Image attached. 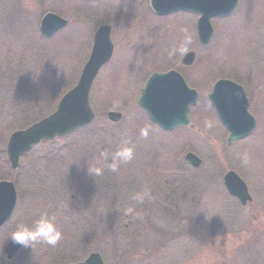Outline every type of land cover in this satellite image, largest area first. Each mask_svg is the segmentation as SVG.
Masks as SVG:
<instances>
[{
    "label": "rangeland",
    "instance_id": "obj_1",
    "mask_svg": "<svg viewBox=\"0 0 264 264\" xmlns=\"http://www.w3.org/2000/svg\"><path fill=\"white\" fill-rule=\"evenodd\" d=\"M46 12L68 20L51 36L40 30ZM199 15H156L149 0H0V178L16 184L18 202L0 229V264H65L97 251L104 264H264V0H240L231 14L211 20L213 36L199 42ZM111 25V60L90 92L96 117L88 126L44 141L12 170L10 135L52 114L88 60L96 29ZM192 37L182 43V35ZM196 53L191 66L182 63ZM174 69L199 93L193 127L164 130L138 104L153 72ZM220 78L244 87L255 130L227 144L228 129L208 93ZM122 112L110 122L107 112ZM210 122L213 127L205 128ZM151 128L143 139L141 127ZM127 139L134 157L116 173L88 174ZM202 159L194 167L185 157ZM246 158L247 163H242ZM247 183L246 206L224 186L227 171ZM148 191L138 203L132 197ZM47 211L62 239L53 248L22 246L12 261L4 248L15 224Z\"/></svg>",
    "mask_w": 264,
    "mask_h": 264
},
{
    "label": "water",
    "instance_id": "obj_2",
    "mask_svg": "<svg viewBox=\"0 0 264 264\" xmlns=\"http://www.w3.org/2000/svg\"><path fill=\"white\" fill-rule=\"evenodd\" d=\"M150 2L153 11L159 15L178 10L200 13L197 29L199 41L203 45L209 43L214 32L211 19L232 13L239 4V0H150ZM67 22L57 14L48 13L42 20L41 30L45 35H52ZM110 34L109 25L101 26L97 30L92 53L78 83L63 95L55 112L26 129L12 133L7 145L12 168L16 169L21 155L31 151L42 140H53L58 136L67 135L93 121L95 112L90 105V91L99 70L112 57L113 43ZM195 59L196 53L189 51L183 56L182 62L185 65H192ZM208 97L229 131L228 145L245 138L254 130L256 120L248 110L249 100L240 84L226 78L219 79ZM197 98L198 92L188 85L183 75L176 70H170L150 75L141 90L139 105L152 122L171 130L180 126H192L190 108L196 103ZM108 117L117 122L121 119L122 113L109 111ZM186 158L196 167L202 162L193 152H188ZM224 184L228 192L242 205H247L252 200L246 182L234 170L226 172ZM16 201L14 183L0 181V227L11 216ZM20 248L21 245L10 241L5 247L6 259H13ZM69 264H104V261L99 252H92L83 261Z\"/></svg>",
    "mask_w": 264,
    "mask_h": 264
},
{
    "label": "clouds",
    "instance_id": "obj_3",
    "mask_svg": "<svg viewBox=\"0 0 264 264\" xmlns=\"http://www.w3.org/2000/svg\"><path fill=\"white\" fill-rule=\"evenodd\" d=\"M191 42V35L184 32L182 35V43L188 45ZM212 127L213 125L210 122L205 123V128L211 129ZM150 132V127H141L139 135L141 138L147 139ZM134 154V147L125 139L122 146L115 152L111 154L108 152L100 153L99 159L103 161L102 164L88 163V174L93 177L101 176L104 174L105 168L112 173H116L119 171L121 165L127 164L133 159ZM242 163H247V159L243 158ZM132 198L138 203H143L146 198H150V194L148 191L138 192ZM8 239H11L14 244H19L25 248L30 247L33 249L37 243H44L55 248L62 239V232L56 223L55 217L49 216L47 211H43L31 223L23 220L18 221L14 229L10 232ZM2 255L3 248H0V256Z\"/></svg>",
    "mask_w": 264,
    "mask_h": 264
},
{
    "label": "flooded vegetation",
    "instance_id": "obj_4",
    "mask_svg": "<svg viewBox=\"0 0 264 264\" xmlns=\"http://www.w3.org/2000/svg\"><path fill=\"white\" fill-rule=\"evenodd\" d=\"M0 180H3L2 178H0ZM18 202V201H17Z\"/></svg>",
    "mask_w": 264,
    "mask_h": 264
}]
</instances>
